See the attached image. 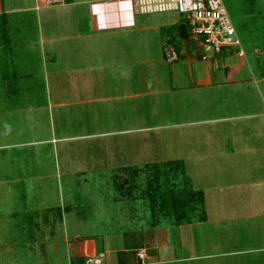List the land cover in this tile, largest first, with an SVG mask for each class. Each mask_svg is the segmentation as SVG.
<instances>
[{
	"label": "rangeland",
	"instance_id": "374dc122",
	"mask_svg": "<svg viewBox=\"0 0 264 264\" xmlns=\"http://www.w3.org/2000/svg\"><path fill=\"white\" fill-rule=\"evenodd\" d=\"M223 1L240 40V45L230 48L232 52L225 55L233 57L242 52L247 60L243 69L251 76L244 82L218 86L216 91L209 90L211 95L206 101L204 98L205 102H197L196 96L192 94L193 105L185 95L172 105L174 101L169 102L172 99L167 95L148 94L155 92L157 86L169 84L166 72L155 75L157 65L152 59L158 56L160 49L155 43V35H167L165 32L155 33V25L186 22L184 13L178 9L135 12L137 26L148 29L143 32L129 29L126 34L130 74L127 84L129 90L137 87L142 93L141 97L126 100V116L129 127H143V130L120 136L127 139L128 145L126 150L123 147L121 151L117 148V151L125 153L128 159L133 158L140 166L166 160L186 161L190 178L180 176L174 165L173 173L177 174L162 178L161 185L169 180V184L178 191H184L185 187L187 191L190 187L204 196V203L198 206L189 221L168 216L167 205H164V212L161 211L164 209L162 206L158 209L155 228L150 226L145 234L148 239L146 245L155 252V257L145 264H218L221 252L250 248L255 253L264 247V209L257 208V203L256 209L247 204L248 191L241 186L248 183L240 182L241 186L231 188L239 180L255 179L263 187L261 196L264 204V0ZM17 2L33 4L32 0ZM20 16L10 19L16 22V32L10 29V23L4 26L0 19V264H69L63 239L67 237L66 228L69 229L70 238H73L72 226L67 223L66 226L60 223L54 225L56 236L52 237L48 226L40 225L46 217L44 212L47 211L44 209L85 204L84 210L79 207L67 215L69 223L73 222V218L78 221L75 231L83 236L96 234L101 238L111 229H117L120 224L117 225L114 214L110 219L109 213L117 211L119 214L121 204H116L110 210L107 208L114 191L108 184V172H105L104 177L99 174L91 177L90 168H86V165H91L90 160L94 159L93 144L98 154L101 153L107 159L112 152L106 146L112 144L114 151L117 139L102 136L63 142L60 138L94 132L93 121H98L96 117H103L102 113H105V119L99 120L101 124L95 125L96 130L102 127L104 132L113 131L110 124L114 114L107 115L106 111L111 105L120 102L100 99L104 94L100 96L94 88L81 90L78 87L77 80L82 79L83 74L73 71L72 66L86 67L87 64L71 63V58L73 45L86 39L79 32L84 26L88 27L87 20L83 24L79 23L77 29L71 24L73 30H64L62 26H52L49 19L43 16L41 35L36 18L30 17V28ZM70 36L73 38H67ZM5 37L9 44H15L14 49H6L8 52L4 50ZM96 38L104 40V36ZM191 41L202 45L196 39H187L186 42ZM174 43L177 44L176 41ZM194 48L190 47L191 54L197 50L200 56L207 54L212 57L216 54L213 49ZM55 54L57 62L53 60ZM9 70H15L17 75L14 78L7 77L13 73ZM98 70L92 73L100 72ZM4 71L10 73L6 78L3 76ZM221 75L223 81L224 70ZM124 114L122 112L119 116ZM201 119L216 120L201 124ZM134 122L137 126L131 125ZM175 124L181 125L180 128H174ZM108 125L110 128H107ZM204 128L217 132L219 128L223 134L210 142L202 136ZM45 140H51L53 144L47 142L43 145ZM85 143L89 144V148L85 152L86 158L81 160L79 155ZM227 152L249 154L255 166L254 178L240 176L242 178L234 182V162L222 157ZM67 154L74 156L66 157ZM211 156H217L219 160L216 163L224 162L225 165H219L218 171L213 170L215 163L210 159ZM247 159L244 163H248ZM241 164L240 161V171L243 172L245 167ZM70 168L87 169V176L80 174L58 178L53 175L57 169L64 171ZM39 172L48 176L44 190L40 192L33 188L32 192H25L23 181L26 175ZM79 181L80 186H76ZM254 212L260 213V216L256 218V224H251L248 218L253 220ZM38 213L41 214L40 220L36 217ZM202 218L209 222L196 224ZM239 219L240 224L237 221ZM234 236H237L235 241L231 238ZM56 244L61 252L57 260L54 253Z\"/></svg>",
	"mask_w": 264,
	"mask_h": 264
},
{
	"label": "crops",
	"instance_id": "0c3cea01",
	"mask_svg": "<svg viewBox=\"0 0 264 264\" xmlns=\"http://www.w3.org/2000/svg\"><path fill=\"white\" fill-rule=\"evenodd\" d=\"M17 1L18 0H0V19L2 20V24L6 26L10 23V29L13 28L14 31L16 22L11 20L17 15H21L20 18L22 17V22L30 28V23L32 22L30 21V17L36 18L35 21H37L38 29L41 32V35L43 16L49 19L52 26H62L64 30H73L71 24L74 25L75 29H77V27L80 26L79 23L83 24L84 21L87 20L88 27L84 26L82 31L79 32L81 36L86 39L80 44L75 43L73 45L74 52L72 53L71 58V63L75 61L79 64H87L86 67H82L80 65L72 66L73 71L83 74V78L77 80L79 82L78 87L81 90H83V88L85 90L94 88V90L98 91L97 94L100 96L104 94L100 99L110 102H120L119 104L111 105L106 111L107 115L114 114L112 117L113 121L110 124V126L113 127V131L104 132L101 130L102 127H98L100 129L96 130L95 125L101 124L99 120L102 118L105 119V113H102L104 114L103 117H96V119L99 118L98 121H93L94 132L86 133L81 136L65 135L60 138L63 142H70L75 139H78V141L82 139L84 141L91 137L94 138L102 136L115 137L117 139L114 151L112 150V144L106 146L107 150L109 152L111 150L112 152L107 159L103 158L101 153L98 154V149L96 145L93 144L95 153L93 157L94 159L90 160L91 165H86V168H90L91 177H94L96 174H99L100 177H104L105 172H108V184L113 187L114 191L111 194L109 202L111 204H109L107 208L110 210V208L113 209L116 204H121L119 214L117 211L112 214L109 213L110 219L114 214V219H117V225H120L117 226V229H111L108 234L101 238L100 236H96V234L90 236L80 235V232L75 231L76 226H78V221L73 218V222L69 223L67 215L74 212V209H79V207L84 210V208H86L85 204L81 206H79L80 204L78 206L77 204H69L64 206L48 207L44 209L47 211L44 212L46 220L42 219L40 225L46 224L48 226V231L52 234V237L56 236L54 225L60 223V225L66 226L67 223L72 226L73 238H70L69 229L66 228L65 237H67L63 239V244L67 250L66 254L69 264H87V260L89 258L100 256H102V264H145L146 261L155 257V252L152 249H149L146 245L148 239L145 234L150 229L152 215L145 191L147 190L146 182L148 176L147 173H145V168L149 165L155 164V162L146 163L143 166H140L133 158L128 159L125 153L122 154L119 151H121L123 147L126 150V146L128 145L127 139H122L120 136H124L129 133H138L143 130V127H129L126 116L128 111L126 100L142 96V93L139 92L137 87H133L129 90L127 84L130 74H128L126 34L129 29H135L137 32H143L148 28H145L144 26H137L134 0H66V3L56 6H47L46 0H32L33 4L30 3L31 5H23ZM82 6L86 7V9L81 10L80 7ZM183 23L186 22L179 21L169 23V25H155V33L161 32V34H163L165 32L167 34L165 37L162 35H155V43L158 44L157 48L159 49L160 46L161 49H159L158 56H155V58L152 59V61L157 65L155 67V75L160 72H166L169 84L163 87L157 86V88H155V92L148 94L167 95L172 99L169 102L174 101L172 102V105H175L178 98L185 95V97L190 99L191 105H193L192 94L196 96L195 98L197 99V102L200 100L205 102L206 98L211 95L208 93L209 90L216 91L218 86L221 87L224 85L244 82L248 80L247 78H250L251 75L243 69L247 64V60L241 51H239L241 53H237V55L233 57L225 55L232 52L230 49H225L221 53L215 52L216 54L212 57L207 54L200 56L201 54L199 53V50H197L198 52L193 51L196 52L194 53L195 55L191 54L189 51L191 50V46H195V50L196 48H206L207 51H211V49L206 45L204 46V44L200 41L199 43L202 45H198L193 41H191V43L186 42L187 39H183L178 32L179 26ZM99 35L104 36V40H97L96 36ZM67 38L71 39L73 36ZM173 40L176 41L177 44H175ZM14 46L15 44H9L7 38L5 37L4 50L7 49L9 51L10 49H14ZM167 49L175 50L177 54L176 60L171 61L167 59ZM206 50L204 51L207 52ZM101 54L102 57H100ZM45 55L47 59V54ZM53 60L57 62L58 57L56 54ZM96 69H99L98 71L100 72H96V74L92 73L94 70L96 71ZM223 70L225 72V81L221 80ZM10 71H13V73L10 74L5 73V71L3 72L4 78H6L8 74L10 75L7 77L12 76L13 78L17 75L15 70H9V72ZM58 73H61V71H58ZM98 73L99 75H97ZM2 78L3 77H1V79ZM156 84L160 85L159 82ZM51 107H54V105H51ZM37 109L41 108L38 107ZM190 109L192 108L190 107ZM122 112L125 113L124 116H119ZM215 120L216 119H201L199 123L202 124V122ZM131 125L137 126L136 122L131 123ZM110 126L108 125L107 128H110ZM174 126V128H180L181 125L177 126V124H175ZM222 134L223 132H221L219 128L218 132L208 128H204L202 130V136L210 142H213V139H217ZM47 142L49 144H53L51 140H45L43 141V145L47 144ZM58 143L59 141H57V144ZM88 148V143L83 144V151L80 152L79 159L84 160L86 158L85 152L87 153ZM117 148L120 150L117 151ZM224 155L225 156L222 157H227L229 160L234 162L233 165L235 166H233L232 169V175L234 176L233 179L235 180L234 182L239 180L237 178H242L244 176L254 178L255 172H253V168L255 166L251 163L252 160H250L249 154L227 152ZM69 156L74 155H66V157ZM246 157L248 158V163H244ZM210 159L215 163L213 170L218 171L219 165H222V167L225 165L224 162H220L219 164L216 163V161L219 160L217 156H211ZM171 161L178 162L179 165H177V167L180 176L189 177L187 173L186 161L166 160L156 163ZM240 161L243 163L241 165L245 167L243 172L242 170L240 171ZM228 163L230 165V162ZM235 167L238 170H236ZM58 170L59 169H57L56 173L53 174L57 175L58 178H62L63 176L74 177L75 175L80 174L87 176V169L83 170L81 168H70L69 170L64 171ZM100 172L102 173L100 174ZM47 178L48 176L42 172L33 175L28 173L25 177V181H23L25 192L30 193L33 188H37L41 192L47 184ZM238 182V184L233 183L234 185L231 188H235L236 185L241 186L242 183L240 182L248 183L247 185L241 186L242 189H247L248 191V196L246 197L248 200L247 204H251L256 209L257 203V208L264 209L262 200L263 196H261L263 187L259 185L260 183L257 184L255 179H251V181L239 180ZM99 184H102V182ZM76 186H80V181L76 183ZM101 199L103 200L102 197ZM207 201H209L208 197ZM87 203L89 202H86V204ZM261 204L262 206H260ZM124 211L127 212V214L124 213ZM253 214L254 215L251 214L253 220H249L248 218V221L251 224H256V218L260 216V213L254 212ZM15 216L16 214H14V217ZM40 216L41 214L38 213L36 216L37 219H39ZM240 220L241 219L237 220L239 224ZM207 222H209V220L202 219L196 224L201 225ZM152 235L155 240V232H153ZM152 235L149 237H152ZM236 237L237 236H234L235 239L233 237L231 238L235 241ZM140 244H143L142 247H140ZM44 249H46V246ZM55 250L56 251L54 253L57 260L59 253H61L59 251L60 249L57 248V244L55 246ZM251 250L252 249L250 248H241L238 251L233 250L221 252L219 253L220 259L217 263L226 264L229 263L230 259L231 264L232 262L233 264H264V247H261L260 250L255 253ZM44 251L46 254H49L46 250ZM62 255L66 258L65 252H63Z\"/></svg>",
	"mask_w": 264,
	"mask_h": 264
},
{
	"label": "built area",
	"instance_id": "2783aa9c",
	"mask_svg": "<svg viewBox=\"0 0 264 264\" xmlns=\"http://www.w3.org/2000/svg\"><path fill=\"white\" fill-rule=\"evenodd\" d=\"M66 3V0H46L47 6ZM178 9L185 14L190 39H196L216 53L240 45L236 28L223 0H135L138 13ZM177 58L175 50L167 49V59ZM102 256L91 257L87 264H101Z\"/></svg>",
	"mask_w": 264,
	"mask_h": 264
},
{
	"label": "trees",
	"instance_id": "16d2710c",
	"mask_svg": "<svg viewBox=\"0 0 264 264\" xmlns=\"http://www.w3.org/2000/svg\"><path fill=\"white\" fill-rule=\"evenodd\" d=\"M174 165L177 167L179 164L176 161H171L156 163L145 168V173L148 175L146 182L147 190L145 191L152 215V228H155V218H157L159 214L158 209L161 206L164 208L161 211L164 212L166 210L164 205H167L168 216L173 215L189 221L190 216L198 210V206L204 203V196L201 192L193 191L190 187L187 191V187H185L184 191H178L173 185L169 184V180L161 185L162 178H168L171 175L175 176L179 172L173 173L175 172L172 169ZM183 207L185 211H183ZM140 245L142 247L143 244Z\"/></svg>",
	"mask_w": 264,
	"mask_h": 264
},
{
	"label": "water",
	"instance_id": "95a60500",
	"mask_svg": "<svg viewBox=\"0 0 264 264\" xmlns=\"http://www.w3.org/2000/svg\"><path fill=\"white\" fill-rule=\"evenodd\" d=\"M179 35L183 38V39H188L189 38V33H188V27L185 23L181 24L179 26Z\"/></svg>",
	"mask_w": 264,
	"mask_h": 264
}]
</instances>
